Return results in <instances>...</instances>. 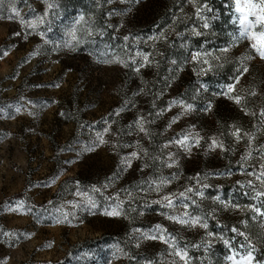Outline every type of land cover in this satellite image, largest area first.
Segmentation results:
<instances>
[{"label":"rangeland","instance_id":"374dc122","mask_svg":"<svg viewBox=\"0 0 264 264\" xmlns=\"http://www.w3.org/2000/svg\"><path fill=\"white\" fill-rule=\"evenodd\" d=\"M262 51L264 0H0V264H264Z\"/></svg>","mask_w":264,"mask_h":264},{"label":"snow or ice","instance_id":"6c2138e0","mask_svg":"<svg viewBox=\"0 0 264 264\" xmlns=\"http://www.w3.org/2000/svg\"><path fill=\"white\" fill-rule=\"evenodd\" d=\"M242 23L244 22V21H241ZM261 56H264V51H262L261 53ZM237 102H239V101H237Z\"/></svg>","mask_w":264,"mask_h":264}]
</instances>
